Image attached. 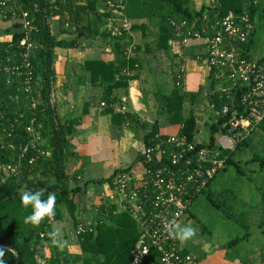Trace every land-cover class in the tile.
Instances as JSON below:
<instances>
[{
	"label": "trees",
	"instance_id": "1",
	"mask_svg": "<svg viewBox=\"0 0 264 264\" xmlns=\"http://www.w3.org/2000/svg\"><path fill=\"white\" fill-rule=\"evenodd\" d=\"M4 1L8 2L7 0H0V13ZM102 1L107 2L108 0ZM113 1L118 4L120 13L115 14L112 10L101 12L98 6L99 0H16V3H8V7L13 4L15 5L17 17L12 10L2 15L8 21L17 20V23L13 26L20 29L13 35L11 41L5 42L0 40V111H5L6 117H11L12 121L21 112L28 113L27 111H29L28 107L19 111L13 109L14 105L10 102V96H19L21 99L23 98L22 100H25L26 94L21 90L22 84L17 76L11 77V86L8 85V78L10 77L5 70L7 66H14L16 62H21L23 59L22 52L25 48L20 44L24 37L20 12L24 10L34 17V38L40 45L33 57L35 76H41L44 81L41 90L44 103L38 111V122L44 125L42 129L43 136L48 140L42 149L50 152L47 156L39 154V159L35 164L31 162L33 156H38V153L34 150L29 149L22 156L26 146L30 142V136H28L26 131V125L30 121L27 118L22 119V125L17 127V131L13 137L7 138L6 143L0 142V247L6 249V254L3 258L5 264H39L38 245L44 243L47 246L46 243L49 245L54 243V236L52 235L53 223H55L56 219L63 218V207L67 208L71 220L74 221L78 242L82 249V255L77 257V263L131 264L133 251L141 235V223L139 219L134 217L131 203L127 199L122 200L119 195L115 201H111L108 196L104 195V205H101L99 208L100 215L92 222H89L83 215L80 218L75 217V212L76 210L78 211L83 197L86 196L90 183L85 182L81 185L79 176L84 175V170H74V165L72 166V162L80 158V155L74 151L75 143L73 138H71L76 132V126L80 123V120L69 119L62 121L57 113L56 105L51 101L52 84L55 76L54 49L58 46L76 47L84 43V41L101 44L100 38L106 39L110 34L108 29H106L108 19L128 17L131 19H147L148 24L140 26L145 32H149V29L153 28L154 40L146 45L148 52L157 50L170 52L172 49L171 42L180 38L177 34V25L182 24L184 21L191 24L194 19L201 18L206 10L209 11L211 18L214 19L224 18L230 12H234L237 15H249L254 27L258 6L257 0H218L214 8L206 7L200 11H196L191 8L189 0ZM66 13L69 14L70 21H65V24L70 23L71 26L77 27L76 31H72L70 28L67 29L69 30L68 33L73 36V40L70 42L55 36L50 23L51 18L64 16ZM137 28L134 25L132 31ZM254 35L255 30L253 31L252 28L249 44L247 45V55L250 59H254L251 57ZM130 42H136V39L134 36L129 35L128 32L122 37L113 38L111 42L107 41L106 44H110L112 52L118 55L117 62H107L104 59L86 60L83 66L91 73L92 83L102 82L105 85L109 86L111 84L114 86L113 84L117 82V79L123 81L135 78L133 77V73L138 68L135 54L139 50V44L136 42L135 54L131 58H128L126 48ZM261 59L264 60V57ZM125 69L130 70L129 74L121 76L122 71ZM177 71L178 67L173 74V88L159 96L161 111L169 114L171 124L182 125L180 131L173 135L182 134L187 136L191 141H195L197 140L198 123L196 109L193 105L200 101L198 97L199 93L185 90L187 74L184 75V79L181 81L182 84L178 85ZM210 72L213 79V89L209 91L206 98L210 100V105L214 102L216 109L219 110L230 101V98L227 94L218 91L217 85L219 81L215 79V71ZM165 88L167 89L168 87ZM239 97L240 93L236 96V99H239ZM109 98L107 97L106 99ZM113 101L115 103V100ZM186 106H192L188 113L186 112ZM121 109L120 111L123 112ZM126 117L127 120L124 123H134L133 115L128 114ZM2 122V127L9 126L10 124V121H7V119H4ZM221 124V120L217 123H211L210 131L212 136L209 140L212 139L214 142L221 129ZM257 131H261L264 135V119L258 125L254 134ZM254 134L244 140L237 149L224 152L223 156L227 158V167L218 172L210 181L208 187L194 198L186 213L192 219L193 216L191 217L190 215L191 207L202 194H207L209 198H216L217 200H214L216 201L215 205L224 214V217L234 221L245 231L244 234L242 233L241 236L231 239L224 245V248L228 250L229 258L233 260L238 258L243 264H252L253 262L252 251L248 250L246 252L243 245L244 242H249L251 237L254 236L250 231L252 227L250 220L242 224V217H249V213L245 211L237 214L235 206L232 204L234 202L227 196V194H232L237 198L239 195H234L229 190H224L216 196L211 188L218 175L221 172L227 171L230 166H235L240 175L245 174L241 163L237 162L235 157L244 146H249L250 139ZM158 135L162 139H168L171 136L160 134L158 125L155 124L145 137V148L153 146L159 140ZM88 160L84 158V164L89 163ZM138 160L145 167L144 174L141 177L131 170L130 167L118 171L112 181L114 188V181L120 172L130 173L133 177L131 189H136L139 200L145 198L146 195L152 194V190L147 193L148 188L143 183L147 179L149 180L152 175V172H148V170L154 171L160 163H148L144 150L138 156ZM258 161L264 170V158H261L260 155H255L252 162ZM164 162H161V165L166 163ZM18 164L21 165L20 168L14 171ZM136 178H140V181L135 182ZM72 181H74V185L71 183ZM93 183L102 184L103 180L94 181ZM38 189L45 190L43 199H47L49 192L56 194L55 215L46 217L38 225L26 223L25 218L31 214L32 208L31 206L28 208L23 206L20 193L22 190L35 191ZM260 189L264 191L263 187H260ZM128 196H130V191H128ZM139 203H143V201ZM81 222H85L87 226H85V230L81 234H78V227ZM200 228L202 229L201 231L207 234L205 228L202 226ZM210 236L213 237L212 235ZM177 242L179 245L182 243L178 239ZM183 249L185 248L183 247ZM15 251L20 254L19 261ZM182 254L184 256L190 255L186 250ZM160 259L161 254L157 249L153 248L152 255L147 262L149 264H157L160 262ZM194 262L196 263V258ZM56 263L57 261L52 257L51 264Z\"/></svg>",
	"mask_w": 264,
	"mask_h": 264
},
{
	"label": "built area",
	"instance_id": "2",
	"mask_svg": "<svg viewBox=\"0 0 264 264\" xmlns=\"http://www.w3.org/2000/svg\"><path fill=\"white\" fill-rule=\"evenodd\" d=\"M212 2L213 5L209 7L214 8L218 0ZM106 5L109 10L120 13L115 1L108 0ZM14 7L8 10V2L4 1L0 14L5 15L12 10L16 16L17 9ZM20 13L24 33L20 44L25 48L22 52L23 59L14 66H7L5 70L11 77L17 76L20 80L29 111L21 112L13 121L11 117H6L5 111H0V127L4 119L10 121L9 126L0 128V142L6 143L7 138L13 137L17 127L22 125V119L27 118L30 121L26 125L30 142L22 156L29 149L34 150L38 156H33L31 162L35 164L39 154L46 156L50 154L42 149L48 140L43 136L44 125L38 122V111L44 103L41 94L44 81L41 76H35L34 73L33 57L40 47L34 38V17L24 10ZM134 25V20L128 17L112 18L106 25L109 37L100 38V43L111 42L113 38L122 37L126 32L133 36ZM66 26L72 31L77 29L70 23ZM252 28L253 23L249 15L230 12L224 18L214 19L208 10L191 24L184 21L177 25V34L183 45L191 41L202 45L206 63L210 71H215V79L219 81L217 89L227 94L230 101L219 110L216 109L214 102L210 105L215 117L213 122L222 121L214 142L212 139L207 142L191 141L182 134L171 135L168 139H162L158 135L159 140L153 146L144 149L148 163H160L154 171L148 170L152 175L143 183L148 188L147 193L152 190V194L138 200L136 189H131L132 175L127 172H120L117 175L113 192L107 196L111 201L117 200L118 195L122 200L127 199L131 203L134 217L141 223V235L133 251L131 264H149L147 260L151 257L153 248L161 254L160 262L157 264H195L192 255L182 254L183 247L171 234L172 224L182 222L194 198L208 187L218 172L227 167L224 152L237 149L244 140L254 134L264 119V60L250 59L247 55ZM135 49L136 42H130L126 48L128 58L135 54ZM105 51L112 53L110 44H106ZM186 61V53L182 51L178 61V85L182 84L181 81L187 74ZM52 86L51 101L55 105L54 81ZM239 93L240 97L236 99ZM121 110L126 111L127 107L124 105ZM163 161L166 162L165 166L161 165ZM20 164L14 171L20 168ZM138 181L140 178L135 179V182ZM142 201L143 203H139ZM85 226H87L85 222L79 224L78 234L85 230ZM38 261L39 264H51V255H42Z\"/></svg>",
	"mask_w": 264,
	"mask_h": 264
},
{
	"label": "crops",
	"instance_id": "3",
	"mask_svg": "<svg viewBox=\"0 0 264 264\" xmlns=\"http://www.w3.org/2000/svg\"><path fill=\"white\" fill-rule=\"evenodd\" d=\"M106 3L99 0L98 6L101 12L108 11ZM257 5V12H259L261 3L258 0ZM12 7L10 5L8 8ZM68 15L66 13L64 16L53 17L50 23L55 36L70 42L73 36L68 33L69 28L65 24L70 21ZM2 18L5 19L0 15V20ZM132 20L138 27L133 30V36L139 44V50L135 54L138 68L133 73L134 79L123 81L117 79L114 86L111 84L108 86L102 82L92 83L91 73L83 66L86 60L104 59L107 62H117L118 59L115 52L105 51V42L93 44L90 41H84L76 47L58 46L54 49L57 113L62 121L80 120L76 126V132L71 136L75 143L74 151L80 155V158L72 162V166L74 165V170H84V175L79 176L81 185L85 182L90 183L86 196L83 197L78 211L75 212V217L80 218L83 215L89 222L100 215L99 208L104 205V195L107 196L113 192L112 180L118 171L131 167V170L140 177L144 174L145 167L138 160V156L145 148V137L152 130L153 125H158L162 135H173L180 131L182 125L171 124L169 114L161 111L159 96L173 88V74L178 67L179 54L182 51H185L187 59L185 90L199 93L200 101L193 105L198 123L196 134L199 135L205 128L211 130L210 125L215 118L209 104L210 100L206 98L209 91L213 89V79L202 53V45L194 41L183 45L182 39L179 38L171 42L170 52L165 50L148 52L146 45L154 40V30L150 28L149 32H145L140 28L141 25L148 24L147 19ZM4 21L8 24L0 30L7 29L9 35L6 36L10 38L8 37L6 41H11L20 28L13 26L17 20ZM1 37L5 36L1 35ZM255 43L254 35L252 51L256 50ZM129 71L123 70L121 76L128 75ZM107 97L110 98L106 99ZM112 100H115V103ZM125 100L127 102H124ZM124 105L127 111L121 112L120 109ZM191 107L186 106L187 113ZM128 114L133 115L134 123H124ZM84 158L89 159V163L84 164ZM99 180H103V183H93ZM180 224L197 228L189 215H186ZM54 231L57 233L53 238L54 243L48 244L47 248L51 258L53 257L58 264H81L77 263V257L82 255V249L78 242L74 221L71 220L67 208L63 207V218L56 219L53 223ZM260 233H264V229ZM253 238L254 236L251 239ZM261 240L264 242L263 236ZM213 241V237L196 229L195 236L182 242L181 245L185 248L184 251L186 250L196 258L195 264H243L238 258L234 260L229 258L228 250L224 248L227 242L212 246ZM244 250L247 249L244 248ZM249 250L252 251V264H263L264 243L257 248L249 244Z\"/></svg>",
	"mask_w": 264,
	"mask_h": 264
},
{
	"label": "rangeland",
	"instance_id": "4",
	"mask_svg": "<svg viewBox=\"0 0 264 264\" xmlns=\"http://www.w3.org/2000/svg\"><path fill=\"white\" fill-rule=\"evenodd\" d=\"M7 1L9 3H16V0ZM258 1L261 3V9L256 13L253 27V31L256 30V50H251V57L254 59H260L264 56V0ZM189 4L194 10L200 11L202 8L213 5V2L212 0H189ZM12 6L15 5L13 4ZM114 12L115 14L117 13L116 11ZM4 20L6 19L2 18L0 20V28L8 24ZM7 34L9 35L7 29H1L0 40L6 42V40L10 38L6 36ZM1 35L5 37H1ZM9 77L8 85L11 86V76L9 75ZM22 99L19 96H10V102L13 103V109H16L15 111L27 108L25 104L26 101ZM211 136L212 133L210 130H207V128L200 132L199 135L196 134V138L203 142H207ZM255 155H260L261 158H264V135L261 131H257L250 139L249 146H244L235 157L236 161L241 163L245 174L240 175L235 166H230L227 171L221 172L218 175L211 188L216 196L221 194L224 190H229L231 193H234V195H239L236 198V196L232 194H227L228 198L234 202L232 204L235 206V212H237V214L245 211L249 213V217H242V224L250 220L252 226L250 231L254 235V238L249 242H244L243 245L244 248L247 249L246 252L249 250V244L251 247L257 248L264 243L263 240H261L262 236L264 237V233H260L261 230L264 229V191L260 189V187L264 188V170L259 161L252 162ZM72 184L74 185V182ZM215 199L216 198H209L207 194H202L196 199L190 210V215L194 217H192V219L197 225L196 229L201 231L202 229L200 227L202 226L205 228L207 236H213L214 241L212 246L220 242H229L231 239H235L245 232L237 223L224 217V214L217 209V205H215L216 201H214ZM46 245L47 246H45L44 243L38 245V258L46 254L49 256L51 255L47 249L48 243H46Z\"/></svg>",
	"mask_w": 264,
	"mask_h": 264
},
{
	"label": "clouds",
	"instance_id": "5",
	"mask_svg": "<svg viewBox=\"0 0 264 264\" xmlns=\"http://www.w3.org/2000/svg\"><path fill=\"white\" fill-rule=\"evenodd\" d=\"M44 189L38 190H22L20 193V198L23 206L28 208L31 206L32 212L25 218L26 223L40 224L46 217H51L55 215L56 208V194L49 192L47 199H43ZM56 232L52 233L56 236ZM174 238L180 240L181 242H186L196 234V228L191 225H181L179 223L173 222L172 232ZM6 254V249L0 247V264H5L3 259Z\"/></svg>",
	"mask_w": 264,
	"mask_h": 264
},
{
	"label": "water",
	"instance_id": "6",
	"mask_svg": "<svg viewBox=\"0 0 264 264\" xmlns=\"http://www.w3.org/2000/svg\"><path fill=\"white\" fill-rule=\"evenodd\" d=\"M16 252V255H17V258H18V261L20 260V254L17 252V251H15Z\"/></svg>",
	"mask_w": 264,
	"mask_h": 264
}]
</instances>
